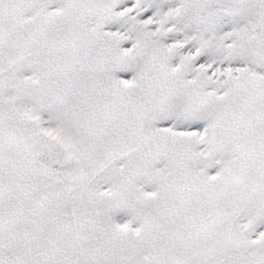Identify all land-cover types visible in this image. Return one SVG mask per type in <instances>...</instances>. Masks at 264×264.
Listing matches in <instances>:
<instances>
[{
    "label": "snow or ice",
    "instance_id": "6c2138e0",
    "mask_svg": "<svg viewBox=\"0 0 264 264\" xmlns=\"http://www.w3.org/2000/svg\"><path fill=\"white\" fill-rule=\"evenodd\" d=\"M0 264H264V0H0Z\"/></svg>",
    "mask_w": 264,
    "mask_h": 264
}]
</instances>
